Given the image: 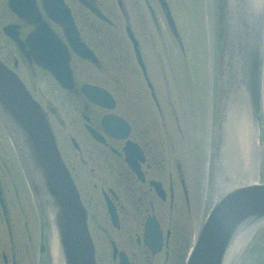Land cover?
<instances>
[{"label":"flooded vegetation","instance_id":"flooded-vegetation-1","mask_svg":"<svg viewBox=\"0 0 264 264\" xmlns=\"http://www.w3.org/2000/svg\"><path fill=\"white\" fill-rule=\"evenodd\" d=\"M64 1L71 9L81 39L98 57L97 62L83 59L69 47L74 89L62 87L50 71L38 64L32 55L31 59L26 57L17 42L1 31L6 37L5 41H0V58L18 72L48 112L59 151L87 211L96 264H184L203 222V218L199 225L197 222L203 175L197 157L183 154L180 146H166L163 140L156 142L155 112L158 108L161 115L166 114L163 98L168 89L163 83L166 94L161 95L155 81L160 77L167 83L164 65H159L157 74L135 28L132 29L140 43L146 73L136 60L130 40L125 37L123 24L119 31L110 33L111 37L102 33L103 25L117 27L115 21L112 19L110 24L102 21L84 5L87 1L104 11L102 0ZM35 2L41 19L67 42L61 27L47 15L43 0ZM134 2L143 17L142 27L148 41L154 46L152 30L159 23L152 6L154 0H142L143 4ZM121 3L124 13L122 11L120 16L125 23L130 9L125 0ZM142 8L150 15V20L146 19ZM3 11L5 19L0 20V28L7 24L18 25V36L26 42L36 25L13 12L9 0H0V14ZM88 14L97 20L95 26L90 24ZM114 38H117L114 46L118 54L125 56L122 61L126 63L121 60L108 63L104 56L109 40ZM130 60L132 62L127 63ZM21 63L30 68L29 79L23 75ZM94 74L99 78L91 80ZM40 82L49 87L36 89ZM85 82L107 89L115 106L108 108L92 102L81 90ZM54 86L62 90L66 99L58 102L60 95L52 97L57 91ZM131 94L133 99H130ZM111 114L128 123L126 137L108 133L104 119ZM0 129L3 135L0 134V143L1 139L7 141V146H0V264H51V248L38 204L22 177L17 175V160L1 122ZM164 131H168V126H164ZM131 142L138 146H130ZM128 154L135 168L129 158L127 160Z\"/></svg>","mask_w":264,"mask_h":264},{"label":"water","instance_id":"water-1","mask_svg":"<svg viewBox=\"0 0 264 264\" xmlns=\"http://www.w3.org/2000/svg\"><path fill=\"white\" fill-rule=\"evenodd\" d=\"M225 1L220 0L223 5ZM66 17L69 22L68 37L70 40L74 38L72 44L79 45L78 48L73 45L74 48L81 55L96 60L92 53L80 44L73 21L68 15ZM246 18L243 21V63L240 73L253 110L258 113L261 102L264 8L258 12L253 11L251 16ZM29 21L36 22L34 19ZM42 33L43 29L42 31L38 29L29 37L30 47L36 48ZM53 44L55 58L49 65H44L61 77L63 85L71 87L72 77L68 70L67 58H63L62 49ZM32 53V49H29L28 55ZM231 72L233 74L232 69ZM234 78L236 77L233 76V81L236 80ZM83 91L101 104L106 98L100 89L93 86L87 85ZM0 113L21 147L32 174L33 188L41 205L50 222L53 220L61 264H95L94 248L86 227L85 212L79 205L75 186L56 147L47 115L28 93L18 76L1 61ZM259 220L264 221V184L230 185L217 197L187 264H224L237 236L241 234L240 231Z\"/></svg>","mask_w":264,"mask_h":264},{"label":"rangeland","instance_id":"rangeland-1","mask_svg":"<svg viewBox=\"0 0 264 264\" xmlns=\"http://www.w3.org/2000/svg\"><path fill=\"white\" fill-rule=\"evenodd\" d=\"M125 1L127 2L130 9L129 24L136 26L140 34L143 36L145 45L144 47L147 50V53H149L150 55L149 58L152 65L156 70L157 68H159L160 61L157 55H161L163 61L162 64L164 66L166 65L165 67L167 68V83L162 82V79L160 77H157L158 81H156V83L159 89L158 92L161 95L166 94L165 88L168 89L167 95L163 98L164 100H166L164 106L167 107V115L169 117L168 131L166 133H163L161 122L158 121L157 113L155 112L156 142L160 143V141L163 140L166 142V146H180L183 151H185V149H188L189 151L191 150L190 148H192L193 151L191 152H194L197 151V149H200L199 155L202 158L203 164L201 168L202 174L204 175L205 179H207L208 173L210 175L211 172L210 169L213 170V168L209 166V157L211 151L210 146L214 145L213 140L215 123V104L213 105V96L212 94H210V89L213 88V86H211V79L213 81L215 75H218L219 78V70L215 67L217 70V72L215 73V69L213 66L215 61H213L214 57L210 53V51L215 52L213 51V49H215L217 44L216 42V44L212 43L213 34L211 32V30L213 29V27H211V24H213L214 14H219V12L216 11L217 4L215 1L217 0H167L173 9L175 18L179 24V29H181L183 34L186 47L185 51L182 53L175 43L174 37L166 23V20H164L165 18L163 16L159 1L154 0L155 2H151L153 8L155 9V14L158 15L160 19L161 30L163 32V39L160 40V37H158L157 35L158 31L156 28V57L154 56V46H151V44L149 43L146 31L142 27L143 17L137 11L136 2H134V0ZM135 1L143 4L142 0ZM102 2L104 11H106L108 15L115 21L117 26H102V33H104V35L108 34V37H111L112 35H110V33L113 34L114 32H116V30L119 31V27H121L122 24L124 25V19L122 18V16H120L122 14L117 4H115L114 0H102ZM83 9L86 12V9ZM142 10L143 14L146 16V19L150 20V15H148V12L144 11L143 8ZM3 14L4 11L0 14V20L5 19V16H3ZM87 16H89L88 18L90 24L95 26L97 20L90 14H88ZM4 21L6 22L7 20ZM150 24L152 25V20ZM122 30L124 31V27ZM0 31L2 32V28H0ZM93 34L94 32L92 31L91 36ZM0 35L3 37L0 38V41H5L4 37L6 36H4V34ZM115 40H117V38L112 39L111 42L109 40L108 49L104 56L106 57L108 63H116L117 60H121V63H126V61H122L125 59V56L118 54L117 46H114ZM208 40L209 46L207 43ZM147 43H149L150 46ZM121 56H123V58H121ZM129 62L131 63L132 60L127 61V63ZM262 63L261 112L259 113V118L255 119V122L252 119L249 120V122L247 123L248 126L247 128H245V135L247 139H249L248 146H251L253 153H255L256 162L254 160L252 161L250 159H246L251 157L246 156V152L245 154L243 153L244 155L239 153V157L241 155V158H244L247 161V165H250V163L254 162L256 163L258 177L254 181L264 183V50ZM21 68L23 75L28 78L30 68L25 66V64L23 63H21ZM118 72L121 73V71ZM123 72H125V70ZM98 78L99 77H96L95 74L94 76L90 77L91 80H96ZM216 79L217 76L215 80ZM163 83L165 88L163 86ZM43 86L44 88H46V86L49 87V85L40 82L37 84L36 89H43ZM57 87H55L57 91L52 94V97L54 98L60 95L59 100L54 99L59 102L63 99H66V96L62 92V90L59 87L58 89ZM214 87L219 92L218 86L216 85ZM139 94L141 96V93ZM52 97L49 96L50 99H53ZM130 99H133L132 94ZM0 134L2 135L1 129ZM6 143L7 141L1 139L0 146H2V144L3 146H7ZM231 143L233 146L230 147H232V150H235V152H237V149L234 146H241L240 142L232 139ZM193 146H196V148ZM239 157L235 156V161L232 157L231 161L238 163ZM233 171H235V169ZM27 177L29 178V175ZM22 179L24 181L23 175ZM207 191L208 187L206 182L203 185V195L201 197V201L203 204L201 203V209L198 210V225L201 222V218L205 219L206 214L211 207V203L208 202L206 198ZM194 200L195 202H197L196 194ZM42 221L43 227L46 228L44 219H42ZM261 259L264 261V225L258 226L254 230L245 248L235 257L233 264H258L261 262Z\"/></svg>","mask_w":264,"mask_h":264},{"label":"bare ground","instance_id":"bare-ground-1","mask_svg":"<svg viewBox=\"0 0 264 264\" xmlns=\"http://www.w3.org/2000/svg\"><path fill=\"white\" fill-rule=\"evenodd\" d=\"M235 1L237 2V0H232V6H234ZM247 2V4H244L243 6V16H244V21L247 19V16H251L253 11H260L262 8H264V0H244ZM248 116V113L243 111H238L235 113L234 117L232 118L231 121V130L230 132L232 133V135H234V140L235 141H239L241 146H234L237 149V152H234L232 154V156H236L239 153H241L242 155L245 154V152L247 154H245L246 156H251L249 158L246 159H250V160H254L255 161V153H253V150L251 148V146L249 145V142L245 135V128H247L246 126H244V122H243V118H246V116ZM239 151V152H238ZM244 153V154H243ZM251 161V162H252ZM247 161L244 159L242 161L241 164L239 163H235L232 161V163L229 165L230 170L233 172V174H239L241 177H239V181L240 182H253L254 180L257 179V165H256V161L254 163H250V165H247L246 163ZM239 164V165H238ZM235 169V171H233ZM238 170V171H236ZM233 178V177H232ZM234 183L237 184L236 181H234ZM261 220L257 221V222H253L252 224L248 225L245 229L243 228L242 231H240V233L242 232V234H239L235 240V244L232 247V249L229 251L227 257H226V262L224 264H233V261L235 259V257L237 256V254L239 252H241L246 244L248 243L249 239L251 238L254 230L260 226L262 223L260 222ZM262 222L264 223V221L262 220ZM258 264H264V261L261 259V262Z\"/></svg>","mask_w":264,"mask_h":264}]
</instances>
